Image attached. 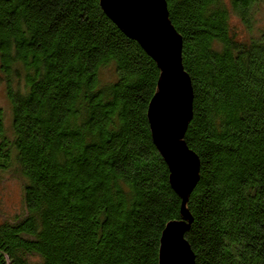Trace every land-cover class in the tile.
Segmentation results:
<instances>
[{
	"label": "trees",
	"instance_id": "1",
	"mask_svg": "<svg viewBox=\"0 0 264 264\" xmlns=\"http://www.w3.org/2000/svg\"><path fill=\"white\" fill-rule=\"evenodd\" d=\"M165 1L193 94L194 264H264L263 0ZM159 73L99 0H0V179L22 189L0 264H158L182 219L147 118Z\"/></svg>",
	"mask_w": 264,
	"mask_h": 264
},
{
	"label": "water",
	"instance_id": "2",
	"mask_svg": "<svg viewBox=\"0 0 264 264\" xmlns=\"http://www.w3.org/2000/svg\"><path fill=\"white\" fill-rule=\"evenodd\" d=\"M106 15L156 61L160 73L147 107L152 140L181 198L182 219L170 221L159 239L158 264H194L184 237L191 222L185 202L197 181L199 161L182 136L191 118L192 85L181 63L182 38L168 19L165 0H99Z\"/></svg>",
	"mask_w": 264,
	"mask_h": 264
},
{
	"label": "rangeland",
	"instance_id": "3",
	"mask_svg": "<svg viewBox=\"0 0 264 264\" xmlns=\"http://www.w3.org/2000/svg\"><path fill=\"white\" fill-rule=\"evenodd\" d=\"M234 20H237V18ZM255 22L257 29L254 31H257L258 28L264 29V0L255 16ZM237 24L238 27L242 26L239 21H237ZM238 36H241V34ZM242 36H244V33ZM2 90L0 86V104L5 105ZM21 196V180L10 174H4L0 179V219L9 218L22 209Z\"/></svg>",
	"mask_w": 264,
	"mask_h": 264
}]
</instances>
